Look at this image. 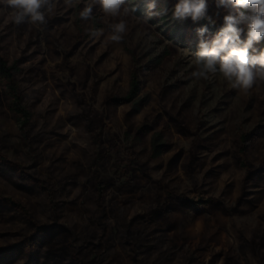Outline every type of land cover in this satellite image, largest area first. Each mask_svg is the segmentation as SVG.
<instances>
[{"label":"rangeland","instance_id":"rangeland-1","mask_svg":"<svg viewBox=\"0 0 264 264\" xmlns=\"http://www.w3.org/2000/svg\"><path fill=\"white\" fill-rule=\"evenodd\" d=\"M82 7L61 0L40 26L0 15L31 114L0 81V264H264V82L193 77L191 20L141 5L113 42L112 18Z\"/></svg>","mask_w":264,"mask_h":264},{"label":"clouds","instance_id":"clouds-1","mask_svg":"<svg viewBox=\"0 0 264 264\" xmlns=\"http://www.w3.org/2000/svg\"><path fill=\"white\" fill-rule=\"evenodd\" d=\"M67 7L83 4L79 12L82 20L93 17L94 8L112 18L106 27L113 42H121L128 30L127 21L120 17L135 14L145 7L143 19L169 15L174 22L191 20L197 25V66L192 76L209 79L210 74L222 75L232 88L249 91L258 82H264V0H62ZM61 0H0V15L19 25H45L46 17L53 14ZM203 21V23H201ZM219 24V27H217ZM215 28L210 39L205 37ZM104 29L90 30L96 37Z\"/></svg>","mask_w":264,"mask_h":264},{"label":"trees","instance_id":"trees-1","mask_svg":"<svg viewBox=\"0 0 264 264\" xmlns=\"http://www.w3.org/2000/svg\"><path fill=\"white\" fill-rule=\"evenodd\" d=\"M19 72L18 66L15 64L8 65L0 55V81L3 83L7 98L10 100L11 108L18 116L21 124L25 126L31 118L30 112L24 107L22 97L16 83V75ZM139 93V84L136 77H132L130 81V89L124 98V101L131 102ZM156 149V144L154 145Z\"/></svg>","mask_w":264,"mask_h":264}]
</instances>
